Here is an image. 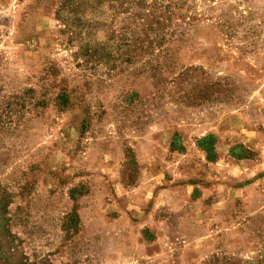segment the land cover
Listing matches in <instances>:
<instances>
[{
    "label": "rangeland",
    "instance_id": "374dc122",
    "mask_svg": "<svg viewBox=\"0 0 264 264\" xmlns=\"http://www.w3.org/2000/svg\"><path fill=\"white\" fill-rule=\"evenodd\" d=\"M121 1L0 0V264H264V0Z\"/></svg>",
    "mask_w": 264,
    "mask_h": 264
},
{
    "label": "trees",
    "instance_id": "16d2710c",
    "mask_svg": "<svg viewBox=\"0 0 264 264\" xmlns=\"http://www.w3.org/2000/svg\"><path fill=\"white\" fill-rule=\"evenodd\" d=\"M104 1H106L108 5H112L111 7L118 6L124 9L125 4L122 1L120 3H117V0ZM83 3V0H62V10L64 8L67 12L74 16L77 15V12H79L78 10ZM125 6H127V8L125 7V12L123 13L127 12L130 16L128 19L133 20V22L135 21L136 26L130 37L124 35L119 41H117L118 48H126L137 42V49L138 47L142 49L144 45L146 49L160 47L162 39L157 40V37L160 33H162V29L165 26V20L169 19L173 15L172 12L167 9L168 7L157 1L149 3L146 1H133L127 2V5ZM135 31H137V33ZM137 34L143 36L144 39L140 40ZM120 52L125 54L128 59L129 52ZM101 59L104 64L114 63L115 61V58L111 56V53L101 54L98 61ZM128 60H124V62H127Z\"/></svg>",
    "mask_w": 264,
    "mask_h": 264
}]
</instances>
